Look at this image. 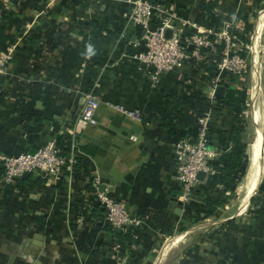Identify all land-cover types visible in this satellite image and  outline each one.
<instances>
[{"label":"crops","instance_id":"0c3cea01","mask_svg":"<svg viewBox=\"0 0 264 264\" xmlns=\"http://www.w3.org/2000/svg\"><path fill=\"white\" fill-rule=\"evenodd\" d=\"M168 1L163 6L173 11L176 26L186 20L213 31L202 0ZM214 3L221 28L240 30L242 15L251 24L249 67L233 85L246 88L237 120L226 106L205 104H216L215 96L207 73L190 59L150 86L136 58L143 30L127 21L128 0H0V23L14 38L0 80V155L34 152L50 140L64 152L58 177L26 174L14 189L0 190V264H167L165 256L177 250L191 224L209 226L223 207L235 211L240 192L236 211L226 218L244 208L242 233L229 228L235 236L228 244L201 242L203 251L193 252L190 244L175 264H264V134L257 122L259 101L264 110V55L256 50L264 48V0ZM192 30L186 23L184 31ZM88 92L100 101L95 122L84 125L78 119ZM250 106L262 135L256 163L249 159L233 196L204 216L205 200L218 199L220 185L206 177L183 202L173 147L182 136L194 137L196 116L208 113V130L216 135L208 145L218 158L225 142L220 132L240 120L244 129ZM2 171L0 163V178ZM99 191L126 202L139 220L117 229L132 236L123 252L106 228Z\"/></svg>","mask_w":264,"mask_h":264},{"label":"built area","instance_id":"2783aa9c","mask_svg":"<svg viewBox=\"0 0 264 264\" xmlns=\"http://www.w3.org/2000/svg\"><path fill=\"white\" fill-rule=\"evenodd\" d=\"M130 9L127 13V21L131 25L143 30V49L136 54V58L145 64L148 71L149 84L155 88L161 78L175 68L182 66L188 59L203 60V49L215 50L213 34L222 42L224 48L222 56L216 63V72L208 80L211 98L214 97V89L222 85L224 75H232L243 80L249 67V57L245 55L248 43H242L232 37L225 28L217 32L211 30H199L195 23L181 21L180 25H173L177 18L173 11L161 4H153L149 0H128ZM197 30L186 33L185 24ZM155 25L154 30L150 29ZM172 29L170 37L166 36V30ZM124 34H121L123 37ZM216 42V41H215ZM241 45V48L234 44ZM191 47V49H189ZM11 49L0 52V75L7 70L11 60ZM235 84H231L233 86ZM99 96L93 92L85 93L79 124H93L94 112L99 104ZM138 116L137 113L131 112ZM209 114L198 113L196 116V135L194 137L179 138L174 147L176 178L182 188V201L188 202L191 195L200 183L198 174L204 173V178L213 175L215 170L210 161L215 157V152L210 149L205 132L208 130ZM2 175L0 178V190L14 189L18 180L24 174L43 173L48 178H55L61 172L64 159L59 154V149L54 140L47 141L34 152H20L16 154L0 155ZM203 178V179H204ZM99 205L103 208L104 219L111 229H129L139 222L126 202L114 199L105 191L97 192Z\"/></svg>","mask_w":264,"mask_h":264},{"label":"trees","instance_id":"16d2710c","mask_svg":"<svg viewBox=\"0 0 264 264\" xmlns=\"http://www.w3.org/2000/svg\"><path fill=\"white\" fill-rule=\"evenodd\" d=\"M153 4H161L167 5L168 0H149ZM200 7L203 11V15L205 16L209 26L212 28L213 32H217L222 27V19L219 15H217L215 11V3L214 0H202L200 2ZM241 18L244 22V29L239 31L238 29L233 28L230 35L238 39L242 43H249L248 33L251 32V24L248 22V16L242 15ZM211 40H213V44L215 46V50H210L208 48L203 49L204 59L201 62H195L194 59H190V63H198L200 68L207 73L208 80L211 76H213L216 72V63L222 56V50L224 48V44L222 42H215V36L212 34L210 36ZM14 42V38L11 35H7L5 33V27L0 23V52L6 51L7 46ZM225 80L221 82V84L225 87L224 96L222 98L214 97L213 100L216 104H211L210 102H206L205 104L210 108L218 109L219 107L226 106L234 120H237L241 117L242 112L246 103V88L245 87H234L230 86L231 84H237L241 82V79L238 77H234L232 75H224ZM243 122L240 120L235 123L230 129L222 130L220 135L225 138V142L223 146L219 150V157L213 158L210 161L211 166L215 170L213 175L207 177V179L216 182L220 185L219 196L218 199L214 200H205L208 208L203 209L201 212L204 216H208L212 214L216 207L222 205L229 198H231L235 192L236 186L242 180L243 176L246 173L249 157L246 153V141L243 138ZM196 134V128L194 130V134ZM192 135V136H193ZM186 137V136H182ZM56 146L59 148L57 142ZM60 149V148H59ZM64 154L60 150L59 154ZM78 169L75 168V173H77ZM203 188V187H201ZM197 187L196 190H201ZM234 219L228 220L224 223L220 224V228L229 229L233 226ZM107 230L112 232L114 236L119 241V248L121 252L130 245L131 241V233L119 231L117 229H111L109 225L106 226ZM226 259L222 260L225 262Z\"/></svg>","mask_w":264,"mask_h":264},{"label":"rangeland","instance_id":"374dc122","mask_svg":"<svg viewBox=\"0 0 264 264\" xmlns=\"http://www.w3.org/2000/svg\"><path fill=\"white\" fill-rule=\"evenodd\" d=\"M243 29H244V27H241V29L239 31H242ZM248 38H251V32L248 33ZM234 46H238V47L241 48V45H238L236 43L234 44ZM251 48L254 49L250 44H248V48L245 51V55H247L248 57H249ZM256 50L260 51L261 55H264V48H263L262 44L259 45L256 48ZM263 58H264V56H263ZM258 106H259V108L257 109V122L260 125H262V128H263L262 131H263V134H264V110L262 109V107L260 105V101H259V105ZM252 111L253 110L251 109V106H250L249 109L246 110V112L244 114V118H245V120H244L245 121L244 137H245V141L247 142L246 143L247 144L246 145V153H247L248 157L251 155V149L254 146L256 147L258 145V141H259L258 133L260 132V128L257 127L259 124L257 123L258 125L257 124L255 125L254 121L252 120V116H251V112ZM241 193L242 192H240V195L238 196V198H236V200L233 201L234 203L236 202V209H237V207H238V205L240 203V199H241V196H242ZM233 202H232L231 206L235 207V204L233 206ZM253 206H254V203H253ZM232 207H230V209H235V208H232ZM223 208H222V211H219V213L215 217L210 219V222L211 223L213 222V223L210 224L209 226H205V227L200 228V227H196L195 224H191L192 228H190L188 230L187 236L184 237L181 242H179L180 244H178V246H177L178 248H177L176 251H175L176 247L175 248H171L169 253L165 256V262L167 264H175L176 260H179L180 259L179 257L183 254V253H180V251L182 250V252H183L184 248H186V246H190V244H194L195 245V247H190V250H192L193 252H196L198 250H202L203 251V249L201 248V245H200L201 242H206L207 241L209 243H213L214 246H215L216 239H218V240H220V242L222 244H224V242H225V244H228L229 240H231V238H233L235 235L230 234V236H229L228 231H230V230H228V229L226 230V229L220 228V224L223 221V219L228 217L229 214L234 213L236 211V209H235V211L234 210H230V213H229L227 208L226 209L225 208L223 209ZM243 209L244 208H241L239 210L238 216L233 218L234 219V223H233V226L231 227V228L236 227V229H235V230H237L236 232H240V233H242L243 225H244L243 221H245L244 217H245V215L247 213ZM225 220L228 221L227 218ZM235 230H233V231H235ZM221 232H223V233H221ZM205 237H208V238H205ZM209 237H211V238H209ZM209 243H207V244H209ZM183 259H186V257L183 256ZM224 259H225L224 257H220L219 258V260H224ZM186 263L190 264L188 262H186Z\"/></svg>","mask_w":264,"mask_h":264},{"label":"water","instance_id":"95a60500","mask_svg":"<svg viewBox=\"0 0 264 264\" xmlns=\"http://www.w3.org/2000/svg\"><path fill=\"white\" fill-rule=\"evenodd\" d=\"M37 24H34V27L36 26ZM173 25H175V23H173ZM154 28H155V25H151L150 26V29L151 30H154ZM227 32H230L231 31V28L230 27H228L227 29ZM166 36L167 37H170L171 36V34H172V29L171 28H168L167 30H166ZM189 49H191V47H189ZM2 75H0V80L2 79ZM224 92H225V87L223 86V85H217L216 86V88L214 89V93H213V95L215 96V97H218V98H222L223 96H224ZM215 137L216 135L215 134H212L209 130H207L206 132H205V137L207 138V139H211V137ZM26 174H24L23 176H25ZM198 178L200 179V180H202L203 178H204V173L203 172H200L199 174H198ZM192 197H193V195H192Z\"/></svg>","mask_w":264,"mask_h":264},{"label":"bare ground","instance_id":"6f19581e","mask_svg":"<svg viewBox=\"0 0 264 264\" xmlns=\"http://www.w3.org/2000/svg\"><path fill=\"white\" fill-rule=\"evenodd\" d=\"M255 102V101H254ZM261 131H260V133H258V139H259V141H258V145L256 146L257 147V150H256V147L254 146L252 149H251V155H250V157H249V159H250V161L254 164V162L256 163V157H257V153L259 152V145H260V140H261ZM256 166V165H255ZM251 188H252V186H251ZM250 188V189H251ZM249 189V190H250Z\"/></svg>","mask_w":264,"mask_h":264}]
</instances>
